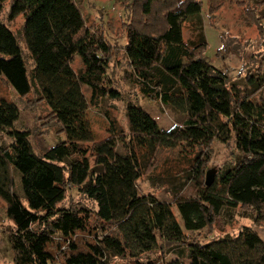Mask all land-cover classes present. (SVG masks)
Returning a JSON list of instances; mask_svg holds the SVG:
<instances>
[{"label":"trees","instance_id":"16d2710c","mask_svg":"<svg viewBox=\"0 0 264 264\" xmlns=\"http://www.w3.org/2000/svg\"><path fill=\"white\" fill-rule=\"evenodd\" d=\"M7 1L0 0V15ZM231 1L243 3L248 17L264 28L251 6H263L264 0ZM131 3L136 20L126 26L123 49L135 83L143 95L180 112L184 120L160 129L142 108L128 104L125 138L112 134L94 141L89 104L119 97L108 77L113 48L103 33L85 24L75 0L10 1L8 19L23 18L30 67L17 36L0 19V85L20 98L36 92L64 136L36 154L28 133L14 126L17 104L0 94V129H7L12 141L0 145V199L15 226L8 236L13 264H112L114 257L139 264L142 254L160 244L183 252L167 264H264V241L250 229L229 239L190 240L169 203L137 189L157 151L191 148L197 150L190 168L198 181L196 194L174 202L186 230L211 227L224 208H247L263 217L264 64L259 61L237 85L208 62L201 0ZM217 9L210 5V19ZM76 58L77 70L72 67ZM216 140L232 141L236 156L207 186L203 178ZM36 164L42 170L29 181L25 176ZM71 189L96 209L59 207Z\"/></svg>","mask_w":264,"mask_h":264},{"label":"rangeland","instance_id":"374dc122","mask_svg":"<svg viewBox=\"0 0 264 264\" xmlns=\"http://www.w3.org/2000/svg\"><path fill=\"white\" fill-rule=\"evenodd\" d=\"M10 1L4 4L0 19L17 36L30 67L31 59L26 53L21 36L23 18L17 16L13 20L8 19ZM201 1L203 30L207 41L205 56L211 65L225 71L232 83L241 85L242 79L247 73L254 71L259 61L264 64V28L255 25L254 21L248 17L242 6L243 3L240 5L231 0ZM75 2L81 10L85 24L103 33L113 48L108 77L111 80V88L118 92L119 97L99 100L96 105L89 104L87 118L93 131L94 141H100L112 134L123 138L128 136L129 122L126 114L128 104H135L142 108L160 129H168L174 124H181L184 120L183 114L158 100L143 95L135 83L129 63L125 58L123 48L126 44V26L133 19L136 20V14L131 10L132 0H75ZM238 2H244V0H238ZM210 5L218 8L211 19L209 18ZM251 6L256 9L258 23H263L264 5L255 7L252 2ZM187 38L188 31L184 29V40ZM72 67L75 70L81 67L77 58L73 61ZM82 90L86 98L90 100V90L85 86ZM0 94L6 95L17 104L20 116L14 126L28 133L29 142L36 154L41 155L63 139L60 127L50 116L48 106L39 100L36 92L20 98L12 88L1 84ZM11 143L7 129H0V145L9 146ZM121 145V143L118 144V149L123 152ZM196 152L197 150L186 149V147L172 151H157L154 157L149 158L146 171L137 180L139 193L153 194L159 200L169 203L185 235L190 240L206 243L222 238L229 239L248 228L264 241V216L259 217L256 212L247 208H224L216 216L215 223L211 227H205L200 231H189L184 228L174 202L176 198H190L196 194L198 181L194 179L190 171ZM235 156L236 151L232 141L228 143L214 141L206 168V171L210 170L209 181H214L216 177L211 170L215 173L220 172L231 164ZM40 170H42V165L36 164L25 178L31 181ZM16 179L17 193L22 196L20 175H17ZM203 181L205 183L206 175ZM58 206L62 208L83 206L91 211L96 209L93 201L75 189L69 190ZM14 229L13 222L6 217L5 203L0 199V264H13V253L8 236ZM76 239L81 240L83 237L78 235ZM180 249L174 245L160 244L156 250L142 254L138 262L139 264H167L178 258L180 253L183 255ZM110 262L112 264H136L134 260L127 257H114Z\"/></svg>","mask_w":264,"mask_h":264},{"label":"water","instance_id":"95a60500","mask_svg":"<svg viewBox=\"0 0 264 264\" xmlns=\"http://www.w3.org/2000/svg\"><path fill=\"white\" fill-rule=\"evenodd\" d=\"M209 171L210 170H208L207 172H206V181H205V183H206V185L207 186H209L212 182L211 181H209ZM211 173H214V175H215V172L213 171V170H211Z\"/></svg>","mask_w":264,"mask_h":264}]
</instances>
